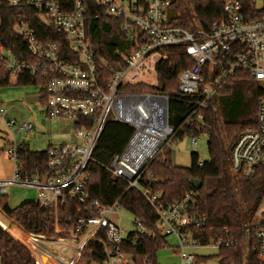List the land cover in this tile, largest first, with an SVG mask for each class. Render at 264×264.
<instances>
[{
	"label": "built area",
	"instance_id": "2783aa9c",
	"mask_svg": "<svg viewBox=\"0 0 264 264\" xmlns=\"http://www.w3.org/2000/svg\"><path fill=\"white\" fill-rule=\"evenodd\" d=\"M88 1H94L107 15L120 21L127 41L125 53L120 54L122 65L111 70L104 81L94 63V41L85 31ZM220 1L222 14L208 30L188 31L170 24L171 0H0L1 10L14 13L12 31L18 41L13 46L0 41V65L8 72L9 80L15 82L25 74L44 79L45 84L37 87L45 93L46 117L70 121L74 138L47 149L50 171L42 178L19 173L17 143L12 141L6 152L14 161V173L11 180L0 181V195L8 185H15L34 190V200L40 204L55 205L68 196H77L84 203L85 170L102 128L108 121L125 123L133 128V134L107 169L125 180L130 188L140 190L156 214L158 235L173 234L179 242L182 264H193L194 254L186 250L202 245L190 239L189 231L205 224V217L196 210L194 192L164 205L157 194L138 186L146 163L161 146L168 144L167 139L177 128L169 123V97L159 91L131 92L123 87L142 84L156 88L159 84L156 67L167 58L164 50L181 49L192 62L179 72L176 80L178 93L189 105L179 131L203 119L202 111L214 101L217 89L236 72L246 73L264 92V17L248 18L240 0ZM32 16L38 18L37 23L44 29L62 34L74 54L72 62L60 58L58 46L52 40L40 39L37 28L31 25ZM23 46L33 61L19 57ZM150 77L153 79L149 80ZM0 121L14 134L32 130L30 122L17 125L15 119H5L1 106ZM195 138H190L192 145H196ZM229 163L233 175L245 178L254 176L264 166V94L258 101L256 126L240 133L229 150ZM261 206L262 212L254 218L257 223L254 237L259 264H264V192ZM117 207L93 200L89 208L97 210L98 215L79 218L62 239L49 241L29 234L36 244L33 251L30 249L35 262L77 264L87 242L103 229L105 242L114 246L105 264H133L118 249L128 232L118 221L110 219ZM135 225L139 232L144 231L140 222ZM43 240L52 245L62 244L59 255L53 256L48 249L40 248ZM63 249H69L65 259L61 256ZM0 264H5L1 250Z\"/></svg>",
	"mask_w": 264,
	"mask_h": 264
},
{
	"label": "trees",
	"instance_id": "16d2710c",
	"mask_svg": "<svg viewBox=\"0 0 264 264\" xmlns=\"http://www.w3.org/2000/svg\"><path fill=\"white\" fill-rule=\"evenodd\" d=\"M90 8L86 15V35L94 41V63L103 76L108 79L110 71L122 65L120 54L127 48L126 37L120 29V21L107 15L104 9L94 1H88ZM260 2L261 6L258 7ZM241 8L248 18L264 17V0H240ZM170 24L193 31L196 28L208 30L211 24L220 18L222 5L220 0H171ZM14 13L0 9V41L13 46L16 42L12 31ZM32 16L31 25L37 28L42 41L52 40L58 46L62 60L72 62L74 54L69 50L62 34L44 29ZM48 32V33H47ZM48 36V37H46ZM166 60L156 67L160 93L169 97V123L177 126L172 137H197L207 133L208 160L199 161L197 154L191 155L189 167L174 165L170 145L164 144L146 163L138 179L140 188H148L157 194L164 204L180 201L188 192L196 195V210L205 217V224L198 230H190V239L202 246L216 245L215 257L219 264H259L254 237L257 223L254 221L264 192V166L259 167L255 175L245 178L233 175L230 171L229 150L241 132L256 126V112L259 98L264 94L258 84L246 73L236 72L226 84L217 89L218 105L215 101L202 111L203 119L192 125L184 126L183 120L188 113L187 100L177 91V75L191 64V60L181 49H166ZM17 56V55H16ZM18 57V56H17ZM27 61L34 59L26 49L19 55ZM16 85H44L45 80L30 74L21 75ZM9 85V75L0 65V87ZM131 92H158L157 88L142 84L124 86ZM44 90L38 94L42 104ZM244 91L247 92L245 97ZM214 107V108H213ZM133 128L118 121H108L91 152V160L86 166L84 203L77 196H68L57 204H40L34 199H24L15 207L7 203V196L0 195V225L15 234L30 246H36L30 235L62 239L81 217L97 216L95 209L89 208L93 200L111 206L116 204L140 222L143 232L130 231L118 246L129 256L133 264H159L157 253L168 246L166 236H160L156 230V214L142 196L139 189L130 188L120 177L114 176L107 166L116 154H120L128 144ZM33 151L25 143H17L19 173L40 178L49 173L47 167V149ZM200 181L194 189L192 181ZM16 222L12 223L9 219ZM23 231H22V229ZM248 230V251L244 252L245 231ZM0 250L5 264H37L32 251L9 232L0 227ZM114 246L104 240V230L100 229L82 249L77 264H104ZM146 259L144 260V258ZM210 256L194 255L193 264H202Z\"/></svg>",
	"mask_w": 264,
	"mask_h": 264
},
{
	"label": "rangeland",
	"instance_id": "374dc122",
	"mask_svg": "<svg viewBox=\"0 0 264 264\" xmlns=\"http://www.w3.org/2000/svg\"><path fill=\"white\" fill-rule=\"evenodd\" d=\"M258 7L261 6L260 2L257 4ZM153 77H150L149 80H152ZM39 88L36 85L25 84V85H16L13 79L9 80V85L0 87V106L5 112V119H15L16 124L20 125L24 122H30L32 125V130L30 132L20 131L17 134L11 132L2 121H0V181L1 180H11L14 173V161L10 158L6 150L11 146L12 141L16 143H25L33 151L45 150L47 147L44 145V142L41 141V130L39 124L36 121L41 120L45 116L43 104L38 101H32L29 103L25 102V97L37 95ZM159 93V92H155ZM247 96V92L244 91L243 94ZM213 100L218 105V95L215 94ZM164 138V136H163ZM162 138V139H163ZM168 145L171 149V157L174 165L181 167H189L191 164V155L193 153L197 154L199 161L202 163L208 160V150H207V133L201 132L199 136L195 138L196 145L191 144V139L189 137H184L183 139H177L175 137L168 138ZM166 140V141H167ZM165 141V142H166ZM167 143V142H166ZM165 143V144H166ZM3 194L7 196V203L10 207H15L18 205L24 198L34 197L33 191L28 188L21 186H7L3 190ZM113 219L118 221L121 228L125 232H130L134 230H139V227L134 224L133 215L127 210L117 207L114 211ZM262 212V206L258 208L256 215H260ZM9 219V218H8ZM12 223L17 224L16 222L9 219ZM18 225V224H17ZM5 231L9 232L14 238L18 239L32 251L35 249V246H30L26 244L23 240L17 238V236L11 233L9 230L0 225ZM22 229V228H21ZM23 231V230H22ZM27 233V232H26ZM29 235V233H27ZM168 246L161 249L157 253V261L159 264H182L181 254L178 249V240L173 234H169L165 237ZM248 230L245 231L244 237V252L247 255L248 251ZM40 245L48 249L51 253L55 250L58 251L59 247H62V244H53L56 247L55 250L51 251L48 246L49 244L40 243ZM190 254L200 255V256H210L206 262L202 264H219V259L215 257L217 253L216 245L211 244L209 246H200L196 248H191L186 250ZM41 255H44L41 253ZM69 249H63L61 256L63 259L68 257ZM54 258V257H53ZM45 261V259H44ZM105 264V263H104Z\"/></svg>",
	"mask_w": 264,
	"mask_h": 264
},
{
	"label": "crops",
	"instance_id": "0c3cea01",
	"mask_svg": "<svg viewBox=\"0 0 264 264\" xmlns=\"http://www.w3.org/2000/svg\"><path fill=\"white\" fill-rule=\"evenodd\" d=\"M36 123L39 124V128H40L41 134H42L41 135V141L44 142V145H46V147L51 146V145H55V144H59V143H63V142H67V141H71L72 139H74L73 134H72V123L68 120H52V119L47 118L45 115V116H43V118H41V120L36 121ZM29 190L33 191L34 197L24 198V199H35V196H36L35 191L32 189H29ZM24 199H22V200H24ZM113 216H114V214H112L110 216V219L115 221V218L113 219ZM24 233H26V232H24ZM44 239L50 241L51 239H55V238H44ZM42 243H46V242L43 240ZM46 244H49V243H46ZM39 247L43 248L41 245H39ZM55 247L56 246L52 245V244H49V246H48V248L51 251L55 250L54 249ZM43 249H45V248H43ZM59 249H60V247H59ZM59 249H58V251L55 250L53 253H51L49 250H47V252H49L53 256H58L59 255ZM51 264H56V263L53 262Z\"/></svg>",
	"mask_w": 264,
	"mask_h": 264
},
{
	"label": "water",
	"instance_id": "95a60500",
	"mask_svg": "<svg viewBox=\"0 0 264 264\" xmlns=\"http://www.w3.org/2000/svg\"><path fill=\"white\" fill-rule=\"evenodd\" d=\"M156 88L158 91L162 90V83L160 81ZM39 99H40L39 95H33V96L31 95V96L25 97V102L29 103L32 101H39ZM200 185H201L200 181H197V180L192 181V186L194 187V189H198Z\"/></svg>",
	"mask_w": 264,
	"mask_h": 264
},
{
	"label": "bare ground",
	"instance_id": "6f19581e",
	"mask_svg": "<svg viewBox=\"0 0 264 264\" xmlns=\"http://www.w3.org/2000/svg\"><path fill=\"white\" fill-rule=\"evenodd\" d=\"M163 136H164V135H163ZM163 136L161 137V139L163 138ZM164 137H165V136H164ZM161 139H160V140H161Z\"/></svg>",
	"mask_w": 264,
	"mask_h": 264
}]
</instances>
